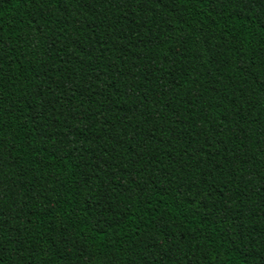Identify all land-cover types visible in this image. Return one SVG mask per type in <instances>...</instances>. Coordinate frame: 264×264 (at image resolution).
<instances>
[{"label":"trees","instance_id":"16d2710c","mask_svg":"<svg viewBox=\"0 0 264 264\" xmlns=\"http://www.w3.org/2000/svg\"><path fill=\"white\" fill-rule=\"evenodd\" d=\"M0 264H264V0H0Z\"/></svg>","mask_w":264,"mask_h":264}]
</instances>
